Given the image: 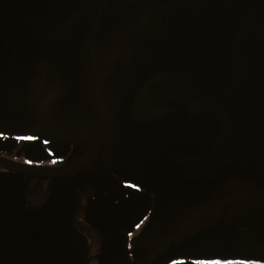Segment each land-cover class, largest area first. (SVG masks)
<instances>
[{"label":"water","instance_id":"95a60500","mask_svg":"<svg viewBox=\"0 0 264 264\" xmlns=\"http://www.w3.org/2000/svg\"><path fill=\"white\" fill-rule=\"evenodd\" d=\"M87 76L88 152L34 174L98 158L105 102L189 169L159 196L141 264L217 258L235 225H264V0H0V130H55V93ZM246 256L264 261V236Z\"/></svg>","mask_w":264,"mask_h":264},{"label":"flooded vegetation","instance_id":"af4514ba","mask_svg":"<svg viewBox=\"0 0 264 264\" xmlns=\"http://www.w3.org/2000/svg\"><path fill=\"white\" fill-rule=\"evenodd\" d=\"M89 82L87 76L77 90L55 93V130H0V264H141L159 196L189 173L176 159L147 154L136 124L113 119L104 102L98 158L65 177L34 174L76 165L88 152ZM263 236L264 225H235L222 256H176L161 264H264L246 256L247 247Z\"/></svg>","mask_w":264,"mask_h":264},{"label":"snow or ice","instance_id":"6c2138e0","mask_svg":"<svg viewBox=\"0 0 264 264\" xmlns=\"http://www.w3.org/2000/svg\"><path fill=\"white\" fill-rule=\"evenodd\" d=\"M17 139L21 140H33L35 137L32 136H18ZM194 264H257L256 261L252 260H233V259H210V260H197Z\"/></svg>","mask_w":264,"mask_h":264}]
</instances>
